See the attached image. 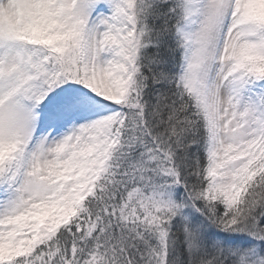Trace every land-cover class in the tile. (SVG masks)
<instances>
[{
	"label": "snow or ice",
	"instance_id": "snow-or-ice-1",
	"mask_svg": "<svg viewBox=\"0 0 264 264\" xmlns=\"http://www.w3.org/2000/svg\"><path fill=\"white\" fill-rule=\"evenodd\" d=\"M0 264H264V0H0Z\"/></svg>",
	"mask_w": 264,
	"mask_h": 264
}]
</instances>
